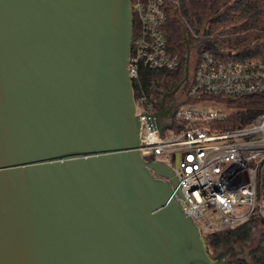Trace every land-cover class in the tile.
Wrapping results in <instances>:
<instances>
[{"label":"water","instance_id":"obj_1","mask_svg":"<svg viewBox=\"0 0 264 264\" xmlns=\"http://www.w3.org/2000/svg\"><path fill=\"white\" fill-rule=\"evenodd\" d=\"M129 0H0V264H225L145 162ZM161 97L156 119L171 122Z\"/></svg>","mask_w":264,"mask_h":264},{"label":"built area","instance_id":"obj_2","mask_svg":"<svg viewBox=\"0 0 264 264\" xmlns=\"http://www.w3.org/2000/svg\"><path fill=\"white\" fill-rule=\"evenodd\" d=\"M129 1L136 21L134 83L138 94L134 105L141 124V157L145 162L154 157L170 164L179 154L175 175L181 196L175 190L173 195L203 237L233 228L254 214L264 216V112L244 127L219 130L213 124L228 115L221 108L226 107L224 104L213 99L186 101L200 93L230 99L264 97V59L233 54L223 58L203 49L185 90H181L183 99H167L166 105L172 106L173 126L160 134L157 123L163 126L171 119L153 116L162 106L156 109L143 92L139 71L145 68L164 77L178 66L177 58L167 50L162 29L165 0ZM241 207L246 208L244 213L237 210ZM211 210L217 215L214 221L206 218Z\"/></svg>","mask_w":264,"mask_h":264},{"label":"trees","instance_id":"obj_3","mask_svg":"<svg viewBox=\"0 0 264 264\" xmlns=\"http://www.w3.org/2000/svg\"><path fill=\"white\" fill-rule=\"evenodd\" d=\"M164 10L162 29L167 50L177 58L178 66L164 77L160 72L145 68L139 71L142 90L153 100L156 109H160L162 95L172 91L183 80L188 51L190 75L203 49L223 58L233 54L243 59H264V0H165ZM135 30L134 19V34ZM192 53L194 59L191 62ZM133 92L136 97L138 92L135 83ZM200 99H213L232 109L225 118L213 124L219 130L244 127L264 112V97L230 99L200 93L195 97H187L186 101L196 102ZM261 226L264 227V216L254 214L233 228L205 235L209 256H214L227 246L248 245L254 230ZM247 251L246 258L229 256L225 264H264V230Z\"/></svg>","mask_w":264,"mask_h":264},{"label":"rangeland","instance_id":"obj_4","mask_svg":"<svg viewBox=\"0 0 264 264\" xmlns=\"http://www.w3.org/2000/svg\"><path fill=\"white\" fill-rule=\"evenodd\" d=\"M194 59V53H192L191 54V62H192V60ZM189 66V65H188ZM174 98V100L175 101H177V100H182L183 99V97H182V94H181V90L179 91V93L176 95V96H174L173 97ZM172 98V99H173ZM222 109H223V112L224 113H230L231 111H232V109H229V108H226V107H224V106H222L221 107ZM259 136H261V135H259ZM157 159H159V160H164L163 158H161V157H157ZM237 210H243V213L245 212V210H246V208H244V207H241V208H238ZM206 218H208L209 220H211V221H214V220H216L217 219V215H216V212H214V211H207L206 212ZM218 223V222H217ZM264 230V227H258V228H256L255 230H254V232H253V238H252V240H251V242L248 244V245H245V246H243V253L242 254H239V255H237V256H241L242 258H246L247 257V250L248 249H250L253 245H254V243H255V241H256V239H257V237H258V235H259V233L260 232H262ZM228 247V246H227ZM233 247V246H232ZM226 248V247H225ZM225 248H223V249H225ZM235 248V250H239V247H234ZM222 249V250H223Z\"/></svg>","mask_w":264,"mask_h":264},{"label":"flooded vegetation","instance_id":"obj_5","mask_svg":"<svg viewBox=\"0 0 264 264\" xmlns=\"http://www.w3.org/2000/svg\"><path fill=\"white\" fill-rule=\"evenodd\" d=\"M168 103V100L165 101V105Z\"/></svg>","mask_w":264,"mask_h":264}]
</instances>
